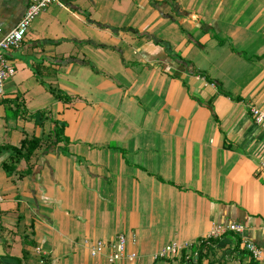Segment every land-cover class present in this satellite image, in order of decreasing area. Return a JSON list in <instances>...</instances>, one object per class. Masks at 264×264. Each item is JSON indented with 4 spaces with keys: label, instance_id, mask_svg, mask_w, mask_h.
I'll list each match as a JSON object with an SVG mask.
<instances>
[{
    "label": "crops",
    "instance_id": "crops-1",
    "mask_svg": "<svg viewBox=\"0 0 264 264\" xmlns=\"http://www.w3.org/2000/svg\"><path fill=\"white\" fill-rule=\"evenodd\" d=\"M28 4L0 0V37ZM7 57L0 147L41 142L10 173L0 148V264H107L90 244L118 233L113 264H184L232 222L264 251V0H59ZM237 237L201 264H247Z\"/></svg>",
    "mask_w": 264,
    "mask_h": 264
},
{
    "label": "built area",
    "instance_id": "built-area-1",
    "mask_svg": "<svg viewBox=\"0 0 264 264\" xmlns=\"http://www.w3.org/2000/svg\"><path fill=\"white\" fill-rule=\"evenodd\" d=\"M59 0H29L28 7L24 14L16 23V25L8 31H5L0 37V98L4 95V83L6 79L14 75L15 69L11 61L7 57V53L13 49L19 48L28 28L33 20L46 7L52 3H58ZM3 32L0 27V33ZM251 113L254 121L258 124L264 121V111L257 107L251 108ZM260 168L264 170V160L260 163ZM244 226L239 223H229L227 225H214L212 229L201 240H209L218 238L230 231L239 235V246L247 251L251 258L255 261L264 263V251L253 241L243 236ZM134 239V238H133ZM127 238L123 233H118L113 240L105 241L102 239L94 240L90 244V254L92 256L101 255L105 251V261L107 264H113L122 259L133 261L137 254L133 251H126ZM190 244H180L170 242L164 245L159 251L154 254V258H167L177 256L184 247H189ZM39 251V248H37Z\"/></svg>",
    "mask_w": 264,
    "mask_h": 264
},
{
    "label": "trees",
    "instance_id": "trees-1",
    "mask_svg": "<svg viewBox=\"0 0 264 264\" xmlns=\"http://www.w3.org/2000/svg\"><path fill=\"white\" fill-rule=\"evenodd\" d=\"M174 57V56H172ZM175 60H178L180 63H184V65L187 66V68L190 67L189 62L185 61L184 59H181L180 57H174ZM191 72L194 74L198 75H203V73H200L198 71L192 70ZM206 78V76H205ZM50 90L54 93L56 96H61L62 93L57 91L54 88H50ZM64 140L66 141L65 137L63 136V124L61 122L55 121L54 122V127L52 131V143L56 144L58 141ZM41 142V138L37 136H32V137H26L22 140L21 144L19 147L16 146H4L0 147L1 149H7L11 152L9 155V162H3L2 167L6 170V172L10 173L12 172L16 164L21 160L25 159L28 160L34 151L38 148L39 144ZM215 239H209V240H200L199 245L197 247V254L195 257H188L185 259L184 264H201L202 258L205 255L204 251H206V248L208 247L209 243L214 242ZM239 247V239L237 237L236 244L234 248ZM234 251H236L234 249ZM219 264V263H217ZM247 264H257V261H255L253 258L250 257V260Z\"/></svg>",
    "mask_w": 264,
    "mask_h": 264
}]
</instances>
